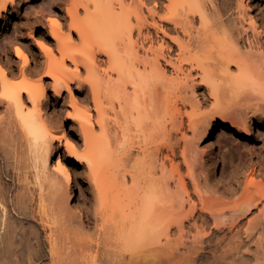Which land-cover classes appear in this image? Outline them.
<instances>
[{
	"label": "bare ground",
	"instance_id": "obj_1",
	"mask_svg": "<svg viewBox=\"0 0 264 264\" xmlns=\"http://www.w3.org/2000/svg\"><path fill=\"white\" fill-rule=\"evenodd\" d=\"M32 1L20 19L34 47L8 23L21 1L0 0V264H264V164L213 179L227 175L219 134L264 148V25L251 8L264 0ZM50 97L71 107L64 121ZM70 162L96 188L86 240L78 228L93 218L71 209ZM32 189L45 263L12 224Z\"/></svg>",
	"mask_w": 264,
	"mask_h": 264
},
{
	"label": "rangeland",
	"instance_id": "obj_2",
	"mask_svg": "<svg viewBox=\"0 0 264 264\" xmlns=\"http://www.w3.org/2000/svg\"><path fill=\"white\" fill-rule=\"evenodd\" d=\"M19 1H21V3H22V6L19 8V13H16L14 11L13 12L14 14L12 15L11 21L8 22V23H9V26L10 27H12L15 23H18V25L21 23V25L24 27V37L26 38L28 36L29 31L31 30L32 23H30L28 20L27 21L26 20H22L23 22H21V19L20 18H22V16L25 15V14H31L32 10H31V8L26 7V5H25V2H29L30 0H19ZM32 2L36 3V0H34ZM254 4H256V3H251V8H252L253 13L256 14V16L259 15V14H260L259 16H261L263 14L262 13L263 12L262 9L264 8V5L260 9V7H258V4H256V6ZM259 16H257V20L259 21V23L261 25H264V20H261V17H259ZM46 20H47V18H44L45 23L47 22ZM0 25H1V27H3L4 26V21H2ZM42 31H44V29H42ZM155 40L156 41L158 40V38L156 36H155ZM24 41H25L26 44H29V45L32 44L33 47L35 45L34 40H30V39L28 40L26 38ZM12 46H11V48H12V54L15 57V59L18 61V63H17V68H18L21 65V63H20L21 61H19V59L16 58L15 53H14V45H12ZM32 51L35 52V53L40 52L36 48H35V51L34 50H32ZM28 55H29V57L31 59L30 67L32 69H36L37 66H36L35 61L32 59V54H31L30 50L28 51ZM43 58L44 57H42V56H38V60H42ZM199 91L197 93H199L198 95H200L199 97L201 98L200 100H202L203 107L205 109L206 108H209L210 109L211 108V103L210 102H207V99H210V96L207 95L204 98V96H203L204 93H202L203 90H201V92H199ZM51 99H52V97H50V102L48 103L47 110L49 111V113L51 115L56 116V119L60 120L61 122L64 121L66 119V117L68 116V111H71L72 110L71 107L68 106V102L63 103L62 100L59 101L58 106L54 107L53 106V102L51 101ZM84 105L87 106V103H85ZM205 105H206V107H205ZM70 119L73 120V118H69V122H68L69 124L67 123L66 126H65V135L69 139H71V135H74V137H76L74 131L71 128L72 124H71ZM257 137L259 138L261 136L257 133ZM229 138H231V136H229L227 134H219L216 137V139H215L216 146L219 149L220 155H221V160H220V162H221V169H222V172L224 174H227V175H226V177L224 175V179L219 178V176H213V179H218L219 181L223 182L224 184L229 183V182H232V181H235L236 182V179H234L233 177H231L232 175L237 174L235 176H238L239 175L238 173L240 172V175L239 176H241L244 173H246V170L250 171L251 169H255L256 167L259 168V166H261L262 163L264 164V161H263L264 160V157H263L264 156V152H263L264 151V148L263 149H259L260 147H257L254 151H251V152L247 151L246 148H243V149L239 150L236 146H234L229 141ZM79 142H81V141H79ZM262 142H264V141H260L259 143L262 144ZM64 143H65V141H64ZM64 143L61 144V146L57 148V153L55 154V157H57L58 154H60L61 157L63 158V160H67L68 159V154H67V152L65 150V144ZM204 145L205 144H203L202 146H204ZM205 147H206V145H205ZM255 151H257V152H255ZM259 151H261V153ZM260 154L261 155L263 154V155L261 156ZM202 158H203L202 160H204L205 162L208 163V157H206L205 154L202 155ZM12 160L13 159H11V161ZM0 161H1V159H0ZM204 161H203V164L202 165L205 164ZM260 162H262V163L260 164ZM68 166H69V170H70L71 176H72V186L69 188L70 192H72V196H71V199L69 201L70 202V205L72 207L71 209L76 210L78 212L81 211L82 212V215L85 216V217H86V213H87L86 212L87 211L86 209H88V211H90L89 214L93 218L92 219V224L90 226H87L85 228V230L84 229H81V228H78L79 238L82 239V240L83 239L86 240L87 238L94 237L95 236V231H96V225L95 224L97 223L96 222L97 219H96L95 215L93 214V212L95 213V209L94 208L97 205V196H96V190H95L96 188H95L94 182L92 180L90 181L87 178V175H86L87 172H84V167L78 166V164H76L74 162H70L68 164ZM249 168H251V169L249 170ZM244 169H245V171H244ZM228 175L230 176V178L227 177ZM214 177H216V178H214ZM9 178H12V177H9ZM9 180H12V179H9ZM33 185H34L33 183L30 184V186H33ZM19 189L22 190L23 188L21 187ZM23 191H25V189H23ZM263 191H264V186H263ZM12 192L13 191H11V193ZM33 192H34V190L32 191V193ZM29 193L31 194V192H29ZM33 197L35 199H33V198L31 199L30 198L31 199V202L29 201L30 199L27 197L29 203L27 202V205H26V207H28L27 208V215L29 216L32 213L31 217L30 216L28 217L27 215L24 216V214L23 215L22 214L21 215L20 214L19 215H14L13 218L14 217L15 218L12 219V224L15 223V221H16V224H15L16 230H18V232L20 231V233H18V235H20V236H18L19 237L18 240L21 238V240L18 241V242H20V246L23 245L22 247H24V248L27 249L30 246V243L28 241H30V239H31L32 240L31 244H35L36 250H37V248H38V251L40 250V252L42 250V256H43V258H42L43 259V262L42 263H45V262H48V260H49L48 247H46L48 245L47 235H46V232H45L46 229H43L44 227L42 228V224L39 221V215L37 213L38 201H37V194H36V192L33 195ZM80 198H81V200H80ZM95 200H96V203H95ZM34 208H35V210H32ZM79 214L81 215L80 212H79ZM34 215H35V217H34ZM93 223H94V227H93L94 229L92 228ZM17 226H18L19 229L17 228ZM22 227H23V230H22ZM21 230H22V232H21ZM26 230H27V232H26ZM32 231H34V232H32ZM33 234H35V236ZM34 237H35V239L37 238V242L34 239ZM24 240H26V241H24ZM69 240L70 239H66V242L68 241V244L66 243V245H70L69 244ZM37 244L40 245V247ZM17 245H19V243H17ZM40 252H38V253H40ZM26 255L24 256L25 259L28 258V255L27 256Z\"/></svg>",
	"mask_w": 264,
	"mask_h": 264
}]
</instances>
